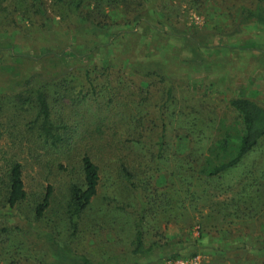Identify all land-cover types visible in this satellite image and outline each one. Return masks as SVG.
Masks as SVG:
<instances>
[{
	"label": "trees",
	"instance_id": "16d2710c",
	"mask_svg": "<svg viewBox=\"0 0 264 264\" xmlns=\"http://www.w3.org/2000/svg\"><path fill=\"white\" fill-rule=\"evenodd\" d=\"M146 1L74 0L68 7L74 14L81 11L93 24L117 6L139 15ZM155 1L170 11L184 3ZM201 3L192 0L191 7L198 9ZM238 7L264 19L260 8ZM56 9L62 17L73 15ZM163 70L160 62H152L132 70L135 73L129 78L120 70L104 68L93 73L84 68L77 79L87 89L66 79L69 68L55 74L36 71L23 75L11 93L0 94V112L10 111L5 134L11 140L8 151L0 150V207L16 210L26 222L0 226V264H130L128 257L137 264L168 244L163 222L185 220L190 212L199 216L194 224L198 238L206 232L223 234L218 225L227 229L258 220L264 225V105L236 95L226 100L234 114H202L194 108L175 112V82ZM132 78L146 81V86ZM97 79L102 85H97ZM111 81L115 84L109 85ZM148 82L153 86H147ZM96 86L101 87L102 99ZM133 106L136 114L129 113ZM21 114L32 115L26 126L43 149L26 148L29 159L38 164L42 158L53 162L47 154L50 149L66 160L64 170L70 180L62 204L54 202L51 184L28 199L16 151L22 150L20 141L16 142L19 134L11 129ZM147 123L153 127L152 141L150 135L145 139L139 132L144 125L145 133L149 130ZM119 124L134 131L127 127L120 131ZM2 128L0 121V137ZM105 135L117 145L93 144ZM134 144L140 145L138 149H133ZM160 180L163 185L158 184ZM101 183L108 184L110 192L99 194ZM23 203L29 211L19 208ZM59 224L63 229L58 230ZM74 240H82L84 246L92 241L98 252H79L72 245ZM49 250L56 255L55 262L48 258ZM195 255V250L191 254L178 250L152 264Z\"/></svg>",
	"mask_w": 264,
	"mask_h": 264
},
{
	"label": "rangeland",
	"instance_id": "374dc122",
	"mask_svg": "<svg viewBox=\"0 0 264 264\" xmlns=\"http://www.w3.org/2000/svg\"><path fill=\"white\" fill-rule=\"evenodd\" d=\"M73 1L0 0V94L14 91L17 88L14 85L17 86L21 77L30 72L55 74L62 68H69L71 71L66 79H72L76 85L87 89L77 79L84 68L93 73L104 68L112 72L120 70L130 78L135 73L132 70L160 62L164 73L175 82V112L194 108L202 114H234L228 110L226 100L236 95L250 97L264 105V19L250 16L238 7L244 5L264 11V0H203L198 9L191 7L192 0H184L173 11L168 7L164 9L155 0H147L139 15L117 6L106 10L105 15L98 17L97 23L93 24L87 22L81 11L72 12L68 5ZM56 8L73 15L62 17ZM136 80L146 86V81L139 83ZM97 82L102 85L101 79ZM113 84L111 81L109 85ZM151 84L148 82L147 86ZM128 88L134 87L129 85ZM96 90L102 99L101 87L96 86ZM138 105L145 111L142 104ZM136 111L135 106L129 109L130 114H136ZM9 112H0L4 133L0 137V150L8 151L11 145L9 135L5 134V129L9 128L6 127ZM31 118L30 114H21L11 128L16 135L19 134L16 142L21 143L22 150L16 151L22 165L24 190L30 200L32 195L43 191L45 184H51L54 202L62 204L70 180L64 170L66 160L58 151L50 149L47 154L54 158L53 162L42 158L38 164L29 159L24 153L26 148L37 146V151L43 152L36 136H31L35 132L29 133L30 128L26 126ZM140 120L143 122L144 117ZM144 126L139 132L145 139L150 135L152 141L153 127L148 125L149 130L145 133ZM126 127L134 131L124 124H119L117 129L124 131ZM234 129L231 124L232 132ZM171 140L176 141L174 136ZM108 142L117 145L108 135L93 144L101 146L108 145ZM138 146L134 144L132 147L138 149ZM99 174L104 177L102 172ZM110 188L101 183L98 193L103 195L110 192ZM19 208L25 212L30 210L25 203ZM10 212L0 207V226L6 222L26 224L16 215V210ZM61 229L63 225L59 224L58 230ZM81 242L74 240L72 244L77 251L91 255L98 252L92 241H87V246ZM48 252V258L55 262L56 255L52 256L51 250ZM129 261L132 264L133 260ZM152 262L142 260L136 263Z\"/></svg>",
	"mask_w": 264,
	"mask_h": 264
},
{
	"label": "crops",
	"instance_id": "0c3cea01",
	"mask_svg": "<svg viewBox=\"0 0 264 264\" xmlns=\"http://www.w3.org/2000/svg\"><path fill=\"white\" fill-rule=\"evenodd\" d=\"M158 184L163 185L164 181L160 180ZM206 211L207 209H202L203 213ZM197 220L198 214L190 212L185 220L171 219L169 223L163 222L162 229L169 242L166 246L155 249L144 261H157L163 255L178 250L190 252L194 249L200 264H264V225H261L260 220L251 224L237 223L227 229L224 225H218L223 234L206 232L201 238L197 237L194 226ZM130 259L128 257L127 261Z\"/></svg>",
	"mask_w": 264,
	"mask_h": 264
},
{
	"label": "built area",
	"instance_id": "2783aa9c",
	"mask_svg": "<svg viewBox=\"0 0 264 264\" xmlns=\"http://www.w3.org/2000/svg\"><path fill=\"white\" fill-rule=\"evenodd\" d=\"M197 233V231H196ZM161 264H200V260L197 256H193L187 259L177 258H167L162 261Z\"/></svg>",
	"mask_w": 264,
	"mask_h": 264
}]
</instances>
